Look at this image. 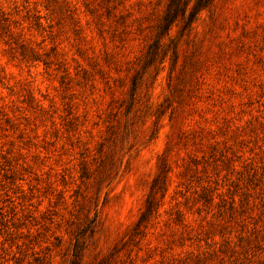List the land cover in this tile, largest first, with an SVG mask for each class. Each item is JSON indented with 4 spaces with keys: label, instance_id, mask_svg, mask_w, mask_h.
<instances>
[{
    "label": "rangeland",
    "instance_id": "374dc122",
    "mask_svg": "<svg viewBox=\"0 0 264 264\" xmlns=\"http://www.w3.org/2000/svg\"><path fill=\"white\" fill-rule=\"evenodd\" d=\"M168 3L0 0V264H264V0Z\"/></svg>",
    "mask_w": 264,
    "mask_h": 264
},
{
    "label": "trees",
    "instance_id": "16d2710c",
    "mask_svg": "<svg viewBox=\"0 0 264 264\" xmlns=\"http://www.w3.org/2000/svg\"><path fill=\"white\" fill-rule=\"evenodd\" d=\"M211 0H195L192 7L189 9L187 14V9L189 6V0H169L167 5L164 17L163 24L161 25V33L169 31L172 24L180 19L184 20V25L188 26L192 23L198 13L208 7V4ZM159 176L154 179V182L150 188L149 194L146 197L145 204L141 210L140 216L137 220L136 227L140 229L141 227H147V224L151 220V218L158 217V210L160 207V201L156 199L155 195L158 190H156V180ZM166 181V179H164ZM165 185V182H164ZM161 191V190H160ZM178 219L180 220V215L177 214ZM106 260L104 258L100 261L99 264H106Z\"/></svg>",
    "mask_w": 264,
    "mask_h": 264
}]
</instances>
